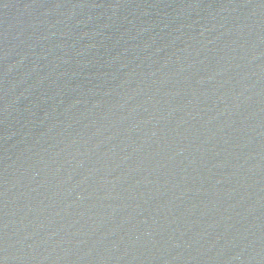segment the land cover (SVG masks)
Returning a JSON list of instances; mask_svg holds the SVG:
<instances>
[{
	"label": "water",
	"instance_id": "water-1",
	"mask_svg": "<svg viewBox=\"0 0 264 264\" xmlns=\"http://www.w3.org/2000/svg\"><path fill=\"white\" fill-rule=\"evenodd\" d=\"M0 264H264V0H0Z\"/></svg>",
	"mask_w": 264,
	"mask_h": 264
}]
</instances>
